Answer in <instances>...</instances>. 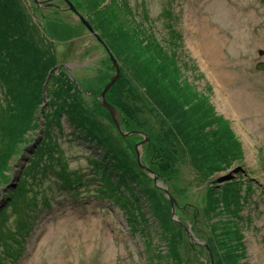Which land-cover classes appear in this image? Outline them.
Returning a JSON list of instances; mask_svg holds the SVG:
<instances>
[{
    "label": "rangeland",
    "instance_id": "1",
    "mask_svg": "<svg viewBox=\"0 0 264 264\" xmlns=\"http://www.w3.org/2000/svg\"><path fill=\"white\" fill-rule=\"evenodd\" d=\"M101 1L100 19L104 24L90 16L84 0H52L49 7H40L32 0H17L10 5L26 12L29 39L37 41L46 58L63 71L54 74L61 79L58 84L50 82L52 70L41 81V101L36 109L39 128L20 129L10 136L0 128V159L11 165V170H0V264H175L167 257L161 261L168 245L159 216L153 214L150 189L156 191L172 221L179 224L171 233L179 239L182 254H187L188 261L184 259L182 264H212L207 248L214 245L215 238L220 239L217 243L222 241L223 249L218 246L221 256L230 246L237 247L235 253L226 254L229 262L232 257L234 264H264V4L261 0H126L125 6L119 7L120 0ZM70 3L93 32L70 10ZM2 16L6 18L0 13ZM106 24L113 29L119 27L116 31L120 34L127 32L133 46L125 50L112 39L103 42L100 30L109 32ZM199 30L222 80L214 77L212 67L200 51L197 53ZM2 46L9 48L0 39ZM169 52L174 53L187 81L181 88L184 95L188 92L190 109L210 108L213 119L194 122L183 118L174 123L159 114L144 94L141 80L148 79L142 77L143 71L154 74L163 70L161 56L164 59ZM113 58L121 72L106 100L120 114L122 129L101 101L102 93L117 75ZM37 63L36 76L46 68L44 60ZM69 69L79 85L70 79ZM48 89L53 91L51 95ZM190 90L196 97L192 104ZM4 94L0 86L1 125L11 113L6 110L10 99ZM81 106L85 123L103 137L106 149L87 139L86 133L91 132L79 131L71 123V107ZM52 122L53 130H49L46 125ZM187 129L199 130L209 143L220 142L222 152L226 149L223 144L235 137V142L242 145L241 159L231 154L227 167L225 159L219 165L223 170L205 178L207 173L201 174L192 161L190 143L195 137L189 134L184 138L183 130ZM52 134L70 169L85 180L84 186L63 190L51 173L43 180L34 172L32 163L43 156L35 153L52 144L48 140ZM22 140H27L26 144ZM111 148L122 155L127 172L138 182L130 184L136 194L129 203L131 215L117 203V197L129 194L123 183L126 174H121V179L118 172L113 174L116 178L110 183L114 191L122 190L120 194L109 191L108 182L101 180L105 176L103 163L118 166L121 161L113 162L109 157ZM51 157L47 154L42 163H52ZM46 169L43 167L40 174ZM231 174L235 176L232 180L220 181ZM225 184H236L241 192L234 195L232 205L220 199V209L209 215L208 190L214 187L219 191ZM103 186L109 194L103 192ZM164 189L175 198L174 203ZM32 191L41 194L37 213ZM135 202L141 204V213L140 207L134 211ZM176 203L180 216L176 211L174 214ZM27 211L33 218H26ZM31 220L35 224L20 256L14 260L7 257L21 238L20 228L26 229ZM174 260L180 261L177 257ZM225 263L229 264L227 259Z\"/></svg>",
    "mask_w": 264,
    "mask_h": 264
},
{
    "label": "trees",
    "instance_id": "2",
    "mask_svg": "<svg viewBox=\"0 0 264 264\" xmlns=\"http://www.w3.org/2000/svg\"><path fill=\"white\" fill-rule=\"evenodd\" d=\"M15 1L17 0H0V13L5 14L6 16V18L3 16L0 17V39H2L4 46H9L8 49H6L3 46L0 47V86H2V89L5 91L4 95L10 99L9 105L6 107V110L8 111V113L11 112L9 115V118H5L6 119L5 124L4 125L0 124V128L4 127L9 136L12 134H15L20 129L30 131V130L39 128V126L37 125V122L39 123V121L36 118V109L39 107L40 101H41L40 93H42L41 89L44 84V81L43 82L41 81L49 75L50 70L52 71L56 70V68L60 66V65H57L56 62H54L53 60L51 59L49 60L46 58V54L44 53L43 49L39 46V43L37 41L29 39L28 25H27L29 21H28V18L26 17V12H23V10H21L20 8L15 9V10L10 8V5L14 4ZM120 1H121L120 3H117V6L124 7L125 6L124 2L126 0H120ZM84 3H85L84 5H86L87 10L90 13V16L92 15V18H95V20L100 22V24H104L105 21H102L100 19V17L103 16L102 10H100L103 5L102 1L101 0H84ZM8 10H11V11H8ZM23 20H24V23H22ZM3 24L7 26H5L4 28L1 27L3 26ZM108 26L110 28V25ZM116 29L119 30V27ZM116 29L115 28L113 29V26H112L109 29V32L105 30L107 33L102 32L100 30L103 42L106 41L105 38L112 39L114 43H117V44L119 43V46L121 48L125 50L130 49V47L133 46V42L130 41L127 35V32L126 33L122 32L120 34L119 32L116 31ZM133 41L135 43V46L138 48L137 41L136 40H133ZM8 43L10 45H8ZM173 54L169 52L167 54V57L164 59L161 56V59L163 61V64L161 63V66L163 70H158L154 74L150 73L149 70L143 71L144 74L142 75V77L145 78L147 76V79H148L146 82H145V79H144V82L143 80H141V83L143 85L142 89L144 91V94L146 95L147 98H150L151 102L156 108V111H158L159 114H161L166 119L168 118V120L173 121L174 123H177V121H179V123L182 122L183 118H185L186 121H194V122L200 121V120L209 121L210 119H213L214 114L212 113L210 108L195 109L192 107L190 109L191 105L187 101L189 100L188 92H186L184 95L183 88H181V87H185L183 85L185 83L183 82H187V81L183 79L184 76L180 73L177 67L176 58ZM42 60H44L46 68L44 69L43 72L39 73L36 76L35 67L38 64L37 61L42 62ZM62 74H64V77L68 76L67 73L65 74L63 72ZM51 78L52 79L50 82L52 84H58L61 82L60 77H57L54 74L52 75ZM149 79H150V82H149ZM181 79L183 81H181ZM75 82L77 83V85H79V81L77 80V78ZM49 89H48V93L51 95L53 91L50 92ZM189 93L191 96V104H192V102L195 100L196 97L195 95H192L191 90L189 91ZM10 106L12 110L10 109ZM83 108L84 106L74 107V108L71 107L70 113H68L70 115L71 123L73 122L79 131L86 130L87 132H91V134L89 135L86 133L85 136L87 137V139L90 142L101 147V149L103 150L106 149V147L108 146L103 142L104 140L103 137H101L97 133V130H95L93 126H91L90 128V125L85 123L86 117H84L82 114ZM120 112H121V115L122 114L124 115L123 111L120 110ZM179 113L182 117L177 115ZM57 118L59 121H61V116L59 115V113L57 115ZM178 118L180 119L178 120ZM91 124H95V122L92 121ZM46 126L47 128H49V130H53L52 129L53 122L49 123V125H46ZM183 131H184L183 133L184 138L185 136H189V134L192 135V137H195L193 141L191 139L192 142L190 143V152L193 158V160L192 159L191 160L194 162L195 168L200 173L201 172L207 173L206 174L207 177L205 178H210L214 174V172H216L217 170L218 171L223 170L224 167L219 166V165L221 164V162H223L226 159V164H225L226 166L231 160V158H229L231 154L234 155L233 157H237L239 159H241L243 155L242 150H241L242 145L235 142L234 135H233L234 139L232 141L229 140L227 143L223 144V146L226 147V149L224 152H222L221 150L222 148L220 147L221 146L220 142H218V144L211 143V142L209 143L206 140L205 135L203 134L202 136L201 133H199V130L187 129ZM48 140H50V142L54 144V148L50 147L52 146V144L50 143L48 145L45 144V146H42V149L40 152L37 151L35 153L38 157L40 153L43 155L40 161H35L36 160L35 158L34 163H32V166L34 167V172L37 173L36 175L42 176L41 179L44 178L43 180H45V176L51 173V175H54L57 178V180L60 182L61 188H63V190H76L78 186H84L85 180H83L81 175H79L78 173L70 169L69 164L65 160L66 155L63 151L60 152L59 150L60 146L53 138V134L52 136L50 135V137L48 136ZM26 142L27 140H22L23 144H26ZM16 144H19V142ZM15 147L18 148V146H15ZM215 149H217L218 151ZM14 152L15 151L13 149L11 153H14ZM47 154L49 155L52 154V157H51L52 163H49L48 165L45 166V163H42V161H44L42 158H45ZM2 157L7 159L6 158L7 155H3ZM109 157L112 158L113 162H116L117 159L121 161L118 162V166L112 165V163H110V165L103 163L104 168H105V176L102 175L103 178L101 180L105 179L108 182L109 191L111 189V191L113 190L114 193L120 194L122 190L117 189L114 191L110 183L116 178L115 175L113 174H116L118 172L117 176L120 179L122 178L121 174L123 173L126 174L125 179L123 180V183L124 184L126 183L125 188H127L129 192L128 196H125L124 194H122V196H119L118 198L116 194L114 193L113 194L114 196L117 197V203L120 204L123 208H125L131 215L132 212L130 211V209L133 211V208L129 206V203L131 202L130 199H133V200L135 199L136 194L134 192V189L130 186V184L138 183L137 179L134 181L131 178L133 175L131 174V172H127L128 166L125 163L123 164L122 155L117 150H114L111 148L109 150ZM217 157H221V159ZM8 162H9L8 160L3 162L0 159V170L3 167H7L8 170H11V165ZM97 164H102V163H97ZM43 167L47 168L46 173L40 174ZM104 168L101 167L100 169H104ZM225 185L226 186L221 188V190L219 191H216L214 187L208 190V196H209L208 201L209 202H208L207 211H209V215L212 214L213 216V213L216 212V210L220 209V203H218L220 199L228 200L229 204L232 205L230 201L233 203V200H234L233 197H235L234 195L239 194L241 192V191L239 192L236 190V187H239L236 184H233V185L225 184ZM129 187L132 190H130ZM10 188L15 189L16 187L14 188V186H11ZM142 189L143 187L140 188V190ZM143 190H149V189H143ZM149 191L150 193L148 194V197L149 199L152 200L151 202L154 203L153 205L155 206L154 210L152 209L153 214L155 215L156 213L159 216V219H160L159 224L162 225L161 228H163V234H164L165 240L167 241V245H168V253L167 255L166 253L164 254L161 261H166L165 260L166 257L171 258L175 264H182L181 261H184V259L188 261L187 254H182L181 252V249H180L181 244L179 243L180 242L179 239H177L176 236L173 233H171L173 232L172 231L173 227H177L179 226V224L177 222L175 223L174 221H172L171 213L167 211V207L164 205V203L161 200H158L156 191H151V189ZM103 192L105 194H109L108 191L104 188V186H103ZM32 194H34L33 200H32L33 201L32 204L35 206L34 212L37 213V209L39 208L38 199H40L39 198L40 193L32 191ZM137 197L136 199L139 200V198ZM134 204H135L134 211L137 212L138 207H140L141 204L138 202H135ZM175 206H176L175 211L177 212L176 215L180 216L179 207L177 206V203ZM225 207H226V204H225ZM141 208L142 207H140V213H141ZM26 218H29V219L33 218V214L31 213V211L26 212ZM212 219H214V217ZM34 224L35 223H33V221L31 220L26 225L27 226L26 229L20 228L19 233L21 234V238L16 240L15 243L17 246H15L14 249L10 250L9 251L10 253L8 252L10 256L7 255V257L14 260V258H17L20 256L21 251H22L21 249L25 248L26 239L30 235ZM180 225L182 227L185 226L182 224ZM17 236H19V234ZM218 239L215 238L214 245L211 244L209 246L207 244L208 245L207 249L209 250L210 253H212L211 255H213L214 263L215 264H226L225 261L227 259V262L229 264H234L233 258L230 257V262H229L228 261L229 257H226V254L233 252L234 250L237 251L236 250L237 247L230 246L229 250H228V247H226L228 251L223 253V255L221 256L219 251L222 248V246H220L221 244L220 242L222 241L217 243ZM218 246H220L221 248ZM192 247L196 248L195 245H192ZM211 250H213V252ZM189 256L190 257L188 258L190 260L191 258L190 253H189ZM175 257H177L180 261L174 260Z\"/></svg>",
    "mask_w": 264,
    "mask_h": 264
},
{
    "label": "water",
    "instance_id": "3",
    "mask_svg": "<svg viewBox=\"0 0 264 264\" xmlns=\"http://www.w3.org/2000/svg\"><path fill=\"white\" fill-rule=\"evenodd\" d=\"M34 1V3H36L37 5H39L40 7H49L50 5H52L51 1L52 0H47V1H41V0H32ZM262 3L264 4V0H261ZM70 10H72L76 15H78V17L81 18L82 22L89 28L91 29L90 25H89V22L86 20L85 17L81 16L80 15V12L77 10V8L72 4L70 3ZM91 31L93 32V30L91 29ZM113 63H114V68L116 69V73L117 75L115 77L112 78L111 82L107 85L106 87V90L102 93V98H101V101H102V106L107 108L114 116L115 118V121L118 123V125L120 126L121 128V123H120V120H119V113L117 112V110L106 100V95L107 93L110 91V89L116 84L117 80L120 78V72H121V68L119 66V63L117 60H115L113 58ZM69 66H67L68 68ZM60 66L56 68V70H59ZM259 68L261 69L262 67L259 66ZM56 70H53L51 71L49 77L52 76L53 72L56 71ZM69 74L72 78V80L76 81L73 73L71 72V70L69 69ZM42 113V111L40 112V114ZM42 115V114H41ZM41 117V116H40ZM122 129V128H121ZM238 171H236L237 173ZM235 176L234 175H229V176H226V177H222L220 179L221 182H224V181H228V180H232ZM158 180V178H157ZM165 192L168 194V196L170 197V200L172 201V203H174V198L170 195V192L169 190L167 189H164ZM174 214H175V210H174ZM211 260H212V264L214 263V259H213V255H211Z\"/></svg>",
    "mask_w": 264,
    "mask_h": 264
},
{
    "label": "bare ground",
    "instance_id": "4",
    "mask_svg": "<svg viewBox=\"0 0 264 264\" xmlns=\"http://www.w3.org/2000/svg\"><path fill=\"white\" fill-rule=\"evenodd\" d=\"M197 23V21H196ZM200 31V30H199ZM198 39L200 41V45L196 46L197 47V53L200 51L201 52V55L206 59L207 63L212 67V70H213V74L215 73V78L217 79H223V75L221 74L220 71H218L215 67H217L218 65L212 60V58L209 56V52L207 51L208 47L207 45L203 44L202 42V33L200 31L199 35H198ZM198 47H199V50H198ZM207 48V49H206ZM59 72H61V70H56L53 72V74H58ZM105 76H108L107 73L105 74ZM91 79H88V81H90ZM232 102V101H231ZM234 104V103H233ZM235 106V105H234ZM236 108V106H235ZM237 109V108H236Z\"/></svg>",
    "mask_w": 264,
    "mask_h": 264
},
{
    "label": "flooded vegetation",
    "instance_id": "5",
    "mask_svg": "<svg viewBox=\"0 0 264 264\" xmlns=\"http://www.w3.org/2000/svg\"><path fill=\"white\" fill-rule=\"evenodd\" d=\"M60 68H61V67H60ZM60 68H59V69H60ZM64 68H65V67H64ZM68 75H69V73H68Z\"/></svg>",
    "mask_w": 264,
    "mask_h": 264
}]
</instances>
